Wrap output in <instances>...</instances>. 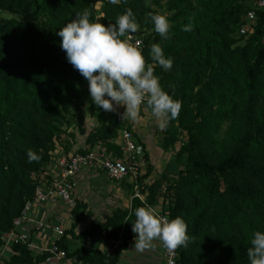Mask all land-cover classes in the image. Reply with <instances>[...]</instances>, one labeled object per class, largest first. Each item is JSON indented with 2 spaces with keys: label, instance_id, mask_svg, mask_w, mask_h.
<instances>
[{
  "label": "trees",
  "instance_id": "obj_1",
  "mask_svg": "<svg viewBox=\"0 0 264 264\" xmlns=\"http://www.w3.org/2000/svg\"><path fill=\"white\" fill-rule=\"evenodd\" d=\"M97 1L0 0V12L11 15L0 19V264L46 262L47 254L35 256L26 245L14 246L3 260V235L36 189L50 185L47 177L53 180L59 124L79 101L90 100L96 125L89 130L79 115L86 142L77 153L100 149L123 156L116 140L124 126L91 101L89 82L68 62L57 35L85 9L93 22L106 26L131 9L145 33L146 64H152L163 89L182 108L159 135L160 148L175 151L173 163L147 182L154 167L144 154L145 170L131 183V210L118 209L83 232L121 241L114 253L72 252L67 234L57 245L68 259L83 264H118L135 241V209L161 207L170 220L181 217L188 225L191 239L178 248V264H250L251 239L256 231L264 232V11L254 30L240 36L249 11L245 0H121L116 5L101 0L102 17L96 20ZM150 14L168 17L169 39L154 31ZM186 25L192 30L184 31ZM155 43L173 59L170 71L151 59ZM29 149L37 161L28 162ZM61 149L71 153L72 142ZM136 186L143 200L135 197ZM85 210L77 201L76 222L68 233Z\"/></svg>",
  "mask_w": 264,
  "mask_h": 264
},
{
  "label": "clouds",
  "instance_id": "obj_2",
  "mask_svg": "<svg viewBox=\"0 0 264 264\" xmlns=\"http://www.w3.org/2000/svg\"><path fill=\"white\" fill-rule=\"evenodd\" d=\"M120 2L110 0L113 5ZM90 17L87 9L77 13L76 19L59 29L57 35L62 38L60 46L68 62L89 82L91 101L105 111L124 107L122 118L133 123L141 119V106L146 105L159 121V129L166 130L168 124L179 117L182 104L163 89L152 64H146L142 50L137 46L139 42H131V34L140 29L131 9L118 16L115 24L107 26L93 22ZM150 20L154 31L162 39H169L171 23L168 17L150 14ZM183 30L191 31V25H186ZM150 56L165 71L172 69L173 59L165 56L159 43L151 45ZM27 156L29 163L39 159L31 149ZM134 214L135 250L143 252L156 240L169 252L188 246L191 237L183 218L166 220L148 207H138ZM247 256L250 264H264V232L254 233Z\"/></svg>",
  "mask_w": 264,
  "mask_h": 264
},
{
  "label": "built area",
  "instance_id": "obj_3",
  "mask_svg": "<svg viewBox=\"0 0 264 264\" xmlns=\"http://www.w3.org/2000/svg\"><path fill=\"white\" fill-rule=\"evenodd\" d=\"M245 4L249 8V11L245 17L244 25L239 31L240 36H247L254 30V27L257 25L259 17L258 14L264 11V0H245ZM102 5L103 2L101 0H98L95 5L96 20H99L102 17ZM131 35V42L133 44H137V42H139L137 46L142 50L145 37L144 31L139 29L136 33ZM144 106L146 105L141 106V110L144 108ZM125 110L126 109L124 107L117 106L115 111H108L109 114L114 115L124 126L121 132V147L125 152V158L117 159L107 152L101 151L100 149L91 150L85 154H80L77 152L70 155L63 154L58 160L56 169L57 171L54 173L51 184L49 186H46V184H41L36 189L33 199L26 203L22 214L17 219H15L11 231L3 235V260H7L6 256L12 254L14 246L26 245L32 252L33 250H38L41 254H47L48 257L46 259V263L65 262L68 259L67 254L57 245V241L63 238L65 235V227L63 225L54 228L53 232L56 235V240L51 242L49 246L43 249L33 246V233H42L47 229V224L45 222L33 217L34 209L37 206L58 203H62L69 209L75 208L77 180L79 176L88 170L96 169L102 171L109 180L114 182H122L129 177H131L133 180H136V178L141 174L142 171L140 168H143L147 164L145 161H141V159L138 158V141L129 130V128H132L131 122L122 118V114ZM157 122L158 134H165L168 126L166 130L161 131L159 129V121L157 120ZM135 191V197L143 200V198L140 196L137 186ZM149 208H152L159 217L170 220V218L163 213L161 207ZM120 244V242L116 243L108 254L111 255L114 253ZM163 256V264H178V248L172 252H169L163 247Z\"/></svg>",
  "mask_w": 264,
  "mask_h": 264
},
{
  "label": "crops",
  "instance_id": "obj_4",
  "mask_svg": "<svg viewBox=\"0 0 264 264\" xmlns=\"http://www.w3.org/2000/svg\"><path fill=\"white\" fill-rule=\"evenodd\" d=\"M141 119L138 122H131L130 131L132 132L133 136L136 140L144 144L145 148L149 151V153H154L152 149H156L160 151L158 156L163 154L162 159L160 162H151L152 166L154 167L153 177H156L158 173L164 171L168 165H171L174 161L173 155L170 152H164L160 148L159 139L160 136L158 134L157 128V119L152 115L151 109L144 106L141 110ZM147 151V152H148ZM169 154V157L165 155ZM165 156V157H164ZM103 173L102 171L96 170H88L79 177V181L81 182L83 179L86 180L92 178L94 180H101L105 181L106 183H110L108 181L107 176L103 173L101 176L100 174ZM84 175V176H83ZM134 180H131V182ZM79 182V183H80ZM110 188L111 192H114L117 197L122 200L124 204L112 205V206H104L100 204H91L86 200H82L83 204L86 207L85 216L82 217V220L77 224V227L74 229L72 233H68L71 231L73 224L76 222V219L73 215V210L69 208H64L62 203L58 204H46L42 206H37L33 211V217L45 222L47 224V229L45 232L42 233H33L32 236V244L38 248H46L50 245L51 242L56 240V235L54 234V228L57 226L63 225L65 227V234H67V241L69 244L70 251H76L78 249L85 250L89 254H95L96 252L100 251L102 253H109V251L115 246L116 243L121 241H114L109 240L106 236L98 235L95 237L85 236L83 232L89 230L93 224L100 223L104 221L105 216L110 215L112 212L121 209L126 210L125 206L130 207L128 210H131L133 197L129 199V191L120 187L114 188L113 185H107ZM88 213V215H87ZM134 243L131 244L130 248L122 254L118 264H163L164 256H163V245L160 241L156 240L153 242L152 246L145 251H137L134 249ZM122 244V243H121ZM120 244V245H121ZM33 254L41 255L40 251L33 250ZM11 254H9V257ZM79 261L76 258L67 259L65 262H52L46 263L42 262L40 264H78Z\"/></svg>",
  "mask_w": 264,
  "mask_h": 264
},
{
  "label": "rangeland",
  "instance_id": "obj_5",
  "mask_svg": "<svg viewBox=\"0 0 264 264\" xmlns=\"http://www.w3.org/2000/svg\"><path fill=\"white\" fill-rule=\"evenodd\" d=\"M9 18H11V15L9 13H5L2 11L0 12V19L2 21L9 19ZM140 29H141V27H140ZM91 107H92V105H91L89 99H86V98L82 99L81 101H79L78 105L73 108L72 112L66 116V121L64 120L63 122H61L59 124L62 138L60 140H58V142H57V149H56L55 155L53 157L54 158L53 165L50 168V173H51L50 175L51 176H54L55 171H57L56 169H57V165H58V160L60 159V157L63 154L64 155L74 154L75 152H77V150L83 149L85 147L86 139H85V137H83L80 134V131H79V122L81 120V117L79 115L81 114L83 116L85 126L89 130L93 129L94 126L96 125V122H95L94 118L92 117L93 115L91 113ZM100 109L104 112L105 115L109 114L108 111H105L102 108H100ZM129 130H130V128H129ZM225 131H226V128H225L224 132ZM69 135H73V139L70 138ZM66 141L72 142V144H73V150L71 153H64V151L61 149L66 144ZM160 141H161V139H159V144H160ZM116 144H118L120 146V148L123 152L122 158H125V152H124L123 148L121 147L122 144H121V135L120 134L116 140ZM147 151L148 150L145 149V146L143 147L141 142H139L137 155H138V158L141 159V161H145L143 159L144 154H148V156H150L151 162L154 161L157 163H159L160 159H162V157H163L162 153H161V156H158V153H160V151H158L156 149H152V151L154 152L152 154V157H151V154L149 153V151L148 152ZM170 154L173 155L172 157L174 158L175 151H170ZM165 156L169 157L170 155L167 154ZM145 167L146 166H144L143 168H140L141 171L144 172ZM96 171H98V170H96ZM102 174L103 173H101L100 176ZM86 178L87 177H85V180L83 179L81 182L79 181L80 179L78 178L77 183H76L77 185H76L75 199H76V202L78 201V203L82 202V200H86V201L90 202L91 204L92 203L95 205L100 204V205H104V206L117 205V203L118 204H124V203H122V200H120L117 197V195L114 194V192L110 191V188L107 186L108 184L113 185L114 188L122 187V188L128 190L129 191V199H131V196L133 197V195H134V191L131 188V186H132L131 183L133 182V181L131 182V180H133L131 177L125 179L122 182H114V181H111L108 179V181L110 183H106L104 180L103 181L96 180V178L94 180H92V178L86 180ZM46 179L48 180L49 184H51L52 178L47 177ZM62 206L64 208H67L64 205H62ZM125 208H127L126 210H128L130 207L125 206ZM6 258L8 259L9 256H6Z\"/></svg>",
  "mask_w": 264,
  "mask_h": 264
}]
</instances>
